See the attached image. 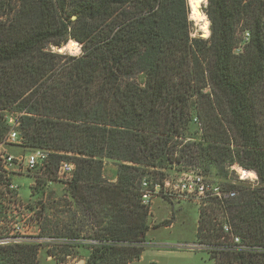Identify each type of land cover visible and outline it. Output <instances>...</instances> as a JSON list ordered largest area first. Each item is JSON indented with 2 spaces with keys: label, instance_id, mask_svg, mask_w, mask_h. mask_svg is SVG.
I'll list each match as a JSON object with an SVG mask.
<instances>
[{
  "label": "trees",
  "instance_id": "16d2710c",
  "mask_svg": "<svg viewBox=\"0 0 264 264\" xmlns=\"http://www.w3.org/2000/svg\"><path fill=\"white\" fill-rule=\"evenodd\" d=\"M208 2L203 38L187 0H0V111L22 113L19 145L50 151V178L62 160L76 163L67 189L77 209L54 223L78 239L64 256L138 261L150 229L144 179L153 189L163 170L188 166L227 179L238 164L258 184L223 182L237 194L211 199L203 224L222 243V214L246 246L222 250V264H264V0ZM240 24L251 40L235 54ZM70 40L80 55L53 50ZM9 129L0 114V140ZM42 245L0 246V264H40Z\"/></svg>",
  "mask_w": 264,
  "mask_h": 264
},
{
  "label": "rangeland",
  "instance_id": "374dc122",
  "mask_svg": "<svg viewBox=\"0 0 264 264\" xmlns=\"http://www.w3.org/2000/svg\"><path fill=\"white\" fill-rule=\"evenodd\" d=\"M208 3V0H204L199 4V8L203 10L201 12L203 17L195 19L196 23H192L193 36L202 37L200 29L203 30L204 20L208 21V29L209 25L211 29ZM187 4L190 8L189 0H187ZM242 28L240 24L237 29L239 38L243 32ZM76 42L79 44V50L76 52L69 49L60 52L58 47L54 46L52 48L54 51L60 53L80 55L82 53V44L79 41ZM0 114H2V120H6L8 125L7 119L18 117L20 112L14 109H6L0 111ZM8 132L1 140L7 136ZM6 148L7 151L15 155L32 151L30 148L15 143L6 145ZM235 166L240 165L236 164ZM58 168L56 176L53 178H50L43 169L12 176L19 187L18 192L20 196L15 198V200L7 201V210L12 212L11 221L20 215L21 219L25 220L26 231L41 238L43 245L40 247L38 255L40 264H77L79 261H83V264H85V257L77 256V253L76 255L64 256L62 252L63 244L67 242L74 244L78 239L63 237L62 233L59 232L58 234L54 227V223L58 219L64 218L65 221L69 220L70 213L77 209L76 203L67 189L66 181L58 177ZM182 169L192 170V173H201L207 180L221 185L225 181H233L236 185L254 187L259 181L258 176L255 179L242 178L236 168L233 172L230 170L227 179L221 178L219 175L207 174L201 167L197 166H188ZM116 170L117 164L112 160H107L104 164V177L110 181H116ZM183 171L185 170H177L176 167L163 170L165 173L164 177L167 179H176ZM158 175L159 177L162 176ZM1 201L0 199V210L3 209ZM53 205L57 206L53 209L51 208ZM206 205H208V202L201 201L200 203L193 199H185L183 195H169L165 192L153 197L152 203L148 207L150 229L146 235L144 250L141 258L131 264H222L219 261V257L224 258V255L221 254L222 250L217 248L216 245L219 239L215 241L213 239V231L209 230L208 225L204 226L203 224L201 211L207 207ZM15 209L19 211L18 214H15ZM57 209H60L61 215L57 212ZM64 210L65 213H63ZM217 216L216 221L222 225L226 221L225 218L222 214H218ZM7 219L10 221V218ZM7 223L8 221H0V236L4 232L9 231V235L11 234L12 231ZM40 227L42 231H40ZM86 230L89 229L87 228ZM88 241L94 243L92 242L93 240ZM213 244L216 246H213ZM70 249L72 250L71 247ZM61 257L66 258L61 259Z\"/></svg>",
  "mask_w": 264,
  "mask_h": 264
},
{
  "label": "built area",
  "instance_id": "2783aa9c",
  "mask_svg": "<svg viewBox=\"0 0 264 264\" xmlns=\"http://www.w3.org/2000/svg\"><path fill=\"white\" fill-rule=\"evenodd\" d=\"M250 40L251 32L249 30L243 31L238 44L234 48V53H243L246 46L250 43ZM21 114L22 113H20L18 117H11L7 119L10 130L7 136L3 140H0V199L2 200L1 204L3 207V209L0 210V221H8L7 224L12 231L10 235L9 231L4 232L0 236V246L24 242L43 243L40 237L32 235L26 231V227L24 225L25 220L21 219L20 215L17 216L15 220L11 221L12 212L7 210V201L15 200V198L20 196L18 192L19 187L15 183L12 176L21 175L37 169L44 170L50 156V151L47 149H35L19 155H15L7 151L6 145L22 143L18 131ZM234 165L231 166L232 170L235 169ZM75 170V161L66 159L62 160L58 168V177L68 183L72 179ZM184 170L185 171H183L180 176H177L176 179L166 178L162 184L159 182L156 183L153 189L150 188L149 181L144 179L142 182V202L150 206L153 197L162 192L169 195H183L185 199H193L199 201L200 203L201 201L209 203L211 199L216 198L223 199L234 197L237 194L235 190L227 189L224 184L221 185L207 180L201 173H192V170ZM231 182L233 183V181ZM14 211L15 214H18L19 212L16 209ZM7 218H10V221ZM222 230L224 232V236L222 237V243H216L217 248L220 250H241L246 248V246L242 243L241 237L234 232L230 223L227 221L222 223ZM40 231H42L41 227ZM92 242L95 243L96 241L93 240ZM216 245L213 244V246Z\"/></svg>",
  "mask_w": 264,
  "mask_h": 264
},
{
  "label": "bare ground",
  "instance_id": "6f19581e",
  "mask_svg": "<svg viewBox=\"0 0 264 264\" xmlns=\"http://www.w3.org/2000/svg\"><path fill=\"white\" fill-rule=\"evenodd\" d=\"M204 0H189L190 6H191V11H192V17L194 19H200L202 18V14L201 12L198 11L199 9V4L201 2H203ZM203 31L205 32V36L208 35L209 33V29H208V21L204 20V26H203ZM66 48L71 50V51H78L79 50V44L74 41V40H70L67 45ZM235 168L239 171L240 175L242 178H251V179H255L257 177L256 172L240 167V166H235Z\"/></svg>",
  "mask_w": 264,
  "mask_h": 264
},
{
  "label": "water",
  "instance_id": "95a60500",
  "mask_svg": "<svg viewBox=\"0 0 264 264\" xmlns=\"http://www.w3.org/2000/svg\"><path fill=\"white\" fill-rule=\"evenodd\" d=\"M198 11H199V12H202L203 10H202V8H199ZM74 18H75V17H74ZM189 18H190V21H192L193 23H196L195 19L192 17L191 7H190V10H189ZM209 21H210V20H209ZM210 24H211V21H210ZM209 30H210V33H209L207 36H205V32H204L203 30L200 29V32H201L200 34H201V36H202V37H205V38L210 37V35H211L210 25H209ZM66 45H67V44L58 47V49H60V52H63V50H66V49H67V48H66ZM83 263H84L83 261H79L77 264H83Z\"/></svg>",
  "mask_w": 264,
  "mask_h": 264
}]
</instances>
